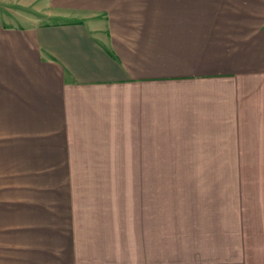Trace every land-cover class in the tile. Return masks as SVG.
Returning <instances> with one entry per match:
<instances>
[{"label":"crops","instance_id":"1","mask_svg":"<svg viewBox=\"0 0 264 264\" xmlns=\"http://www.w3.org/2000/svg\"><path fill=\"white\" fill-rule=\"evenodd\" d=\"M6 1L0 264H264V0Z\"/></svg>","mask_w":264,"mask_h":264},{"label":"rangeland","instance_id":"2","mask_svg":"<svg viewBox=\"0 0 264 264\" xmlns=\"http://www.w3.org/2000/svg\"><path fill=\"white\" fill-rule=\"evenodd\" d=\"M4 4H8L12 12L27 15L31 17L30 19H32L33 21V23H30L25 18L19 19L18 17L14 16L15 26H19V27L27 26L28 27V26L34 25L35 23L46 22L49 19V18H46V14H45L46 9L45 8L41 9L37 3H32L31 0H8L4 2ZM36 6H38L39 8H37ZM0 10L7 11L6 8H1ZM129 147H133V146L131 145ZM131 152H132V156H128L127 158H133V151ZM123 155L127 156L129 154L124 153ZM136 173H137V169L135 168H122V207L127 208V209L133 208L135 206V202H136L135 176H136ZM158 173L160 177L161 176L174 177L176 181L178 180L182 181L183 177H187L189 175L197 176L199 173V169L198 168H187V169L161 168V169H158ZM176 186L183 187L184 184H179ZM128 222L131 223L133 226H135V218L133 215L131 216V218L130 217L128 218ZM159 225L161 229L162 223H161L160 217H159ZM132 237H133L134 242L136 243L138 240V239L135 240L137 238L136 233H132ZM141 244L142 242L138 240V247H140ZM137 253L138 252L135 248H131L129 251L125 249L122 252V257L125 256L126 258V256H129V255L135 256Z\"/></svg>","mask_w":264,"mask_h":264}]
</instances>
